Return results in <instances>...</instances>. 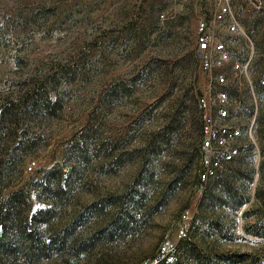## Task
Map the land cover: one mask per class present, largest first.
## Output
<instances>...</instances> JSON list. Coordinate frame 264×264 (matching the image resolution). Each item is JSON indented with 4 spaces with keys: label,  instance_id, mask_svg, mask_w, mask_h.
Returning a JSON list of instances; mask_svg holds the SVG:
<instances>
[{
    "label": "rangeland",
    "instance_id": "374dc122",
    "mask_svg": "<svg viewBox=\"0 0 264 264\" xmlns=\"http://www.w3.org/2000/svg\"><path fill=\"white\" fill-rule=\"evenodd\" d=\"M224 8L222 123L212 2L0 0V264H264V0ZM207 118L239 132L219 167Z\"/></svg>",
    "mask_w": 264,
    "mask_h": 264
},
{
    "label": "built area",
    "instance_id": "2783aa9c",
    "mask_svg": "<svg viewBox=\"0 0 264 264\" xmlns=\"http://www.w3.org/2000/svg\"><path fill=\"white\" fill-rule=\"evenodd\" d=\"M179 2H190L193 0H176ZM215 4V11L211 15V24L202 23L198 30L197 37V52L199 65L201 69L209 75L208 89L206 97L199 102L201 110H211L213 108L217 120L225 123L229 120V111L227 109L228 93L223 88L226 85V79L222 76L212 77L215 69L228 63L230 61L229 54L227 53L226 44L218 38V26L224 23L227 12L224 8V3L229 0H206ZM236 21V20H235ZM238 28V24L233 22L232 25L227 26L228 32H234ZM235 69L239 70L241 66L236 64ZM207 125L209 129H205V134L201 140V148L209 155V160H206V165L213 164L212 167H219L220 161L213 160L215 156H220L222 160H229L233 156L232 142L238 135L236 127H227L220 125L214 128L215 121L207 118ZM213 163H212V161ZM211 162V163H210ZM159 256L161 261L166 263H173L174 249L168 247H160Z\"/></svg>",
    "mask_w": 264,
    "mask_h": 264
},
{
    "label": "trees",
    "instance_id": "16d2710c",
    "mask_svg": "<svg viewBox=\"0 0 264 264\" xmlns=\"http://www.w3.org/2000/svg\"><path fill=\"white\" fill-rule=\"evenodd\" d=\"M68 234V233H67ZM67 238L66 235H62L59 240L61 242H63L65 239ZM160 264H169V263H166V261H161ZM170 264H173V263H170ZM205 264H220L217 260H212L211 258H206V261H205Z\"/></svg>",
    "mask_w": 264,
    "mask_h": 264
}]
</instances>
